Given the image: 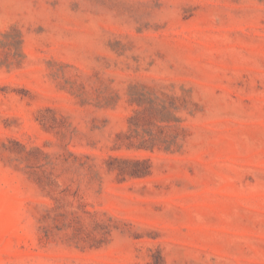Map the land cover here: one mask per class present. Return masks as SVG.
<instances>
[{
	"label": "rangeland",
	"instance_id": "374dc122",
	"mask_svg": "<svg viewBox=\"0 0 264 264\" xmlns=\"http://www.w3.org/2000/svg\"><path fill=\"white\" fill-rule=\"evenodd\" d=\"M0 264H264V0H0Z\"/></svg>",
	"mask_w": 264,
	"mask_h": 264
}]
</instances>
